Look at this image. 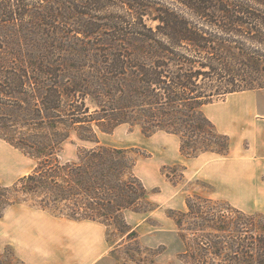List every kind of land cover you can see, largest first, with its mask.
<instances>
[{"label": "trees", "instance_id": "16d2710c", "mask_svg": "<svg viewBox=\"0 0 264 264\" xmlns=\"http://www.w3.org/2000/svg\"><path fill=\"white\" fill-rule=\"evenodd\" d=\"M260 89L264 0H0V139L36 162L9 187L17 199L0 205L23 203L57 218L100 223L111 246L137 242L125 213L149 215L159 206L135 173L133 151L101 145L94 127L111 133L139 125L145 135H178L187 159L226 157L231 139L216 131L203 107ZM88 99L99 110L92 113ZM198 134L202 141L192 140ZM73 135L94 147L62 163ZM202 202L211 200L190 197L188 212L167 214L186 253L189 236L201 234L198 252H213L218 264H264V234L246 238L240 226L249 220L257 231L263 216L236 210L237 221L227 220ZM238 232L245 237L239 242ZM196 264L209 263L200 256Z\"/></svg>", "mask_w": 264, "mask_h": 264}, {"label": "rangeland", "instance_id": "374dc122", "mask_svg": "<svg viewBox=\"0 0 264 264\" xmlns=\"http://www.w3.org/2000/svg\"><path fill=\"white\" fill-rule=\"evenodd\" d=\"M87 104L92 113L99 110L95 100L88 99ZM232 104L235 106L234 109L229 107ZM258 108L264 111V89L227 95L225 98L215 100L213 103L203 107L202 110L205 116L213 123L216 131L224 135L218 130L231 128L229 124L230 121H233L231 118H234V116V120L244 116L250 117L246 123L247 126L243 127L242 130L246 128L247 130L264 128V115L255 113ZM236 109L237 113H235ZM229 111H233V113ZM17 129L19 131L28 130L23 126H17ZM3 130H8L6 134H9V128L4 127ZM94 130L97 131L101 145L133 151L132 156H135L137 160L135 173L145 188L151 193L150 199L159 206V209L153 215L152 213L149 215L134 214L131 211L125 213L129 224L133 227L141 225L137 230L139 233L137 242H141L140 244L145 249H142L140 255L136 251L138 243L135 241L120 243V246L112 245L111 252L116 249L114 255L112 256L111 254V257H115V264H136L135 260L139 262L142 259L144 260L142 264H196L200 256L203 257V260H207L209 264H218L219 259L213 252H198L196 242L203 241L205 243L204 240L197 237L201 234L195 237L189 236L188 242L192 248L186 253V246L184 240L180 237L179 228L175 221L167 215L170 210L188 212L187 200L194 196L210 199V204L204 202L202 204L204 206L209 205L219 216H223L227 220L237 221L239 216L236 210L247 215L263 216V218L260 217L255 221L258 226L257 231H254V227L247 222L249 220L246 222L243 220L240 226L243 227V234L246 233V238L247 234L250 237L254 236V238L261 233L264 234V214L249 210L246 205L248 197L247 184L240 183L238 186L233 184L230 177L225 176L224 179L219 177L217 168L218 165L224 162V157L214 153H204L196 158L186 160L187 158L180 154L182 142L178 135H167L164 132L145 135L139 125L124 124L111 133H103L97 127H94ZM194 139L196 142L202 141V135H195L192 140ZM91 147H94V145L83 143L76 135H73L71 141L64 144L63 150L59 155L60 160L62 163L76 161L80 148ZM9 150L12 152V160L14 159L17 162L12 173L9 172V167L0 163V185L3 188H8L6 192L0 191L2 196L0 200H3L4 203L9 202V198L13 201L17 199L14 193H9V187L13 186L20 178L30 174L36 166L34 160L0 139V154L8 160ZM230 170L231 168L228 167L227 171L230 172ZM166 174L171 176V180L167 178ZM4 203L0 205L1 261L4 264H23L15 248L9 243L14 227L13 223L25 222L27 225H32L48 223L52 220L47 216L50 214L45 213L47 214L45 215L41 210L27 204L18 203L13 205L14 207L8 206L5 208L4 206L6 205ZM144 218H146V221H144ZM190 222L195 221L192 219ZM243 234L241 235L239 232L234 234L235 240L238 239L239 242L240 238H245ZM112 238L118 240L120 236L114 233ZM154 252H160L161 254L155 257ZM251 255L252 253H250ZM239 257L241 258V255Z\"/></svg>", "mask_w": 264, "mask_h": 264}, {"label": "crops", "instance_id": "0c3cea01", "mask_svg": "<svg viewBox=\"0 0 264 264\" xmlns=\"http://www.w3.org/2000/svg\"><path fill=\"white\" fill-rule=\"evenodd\" d=\"M229 107L234 109L235 106L232 104ZM236 111L237 109L235 113ZM255 113L264 115V111L259 108ZM234 118H231L232 122L229 120L231 128L218 130L231 137L232 149L229 156L223 158L224 162L218 165L217 172L221 179L230 177L234 185L247 184L248 209L264 214V128L242 130L247 126L250 117H239L236 120ZM11 155L9 150L8 160L0 154V163L9 167L10 173L14 171L17 162L12 160ZM228 167L231 168L230 172L227 171ZM156 212L157 210L152 215ZM47 216L52 221L32 225L25 222L13 223L9 243L15 248L23 264H115L114 258L111 257L113 246L107 241L104 225L92 221L76 222ZM140 226L139 224L135 228L138 230Z\"/></svg>", "mask_w": 264, "mask_h": 264}]
</instances>
